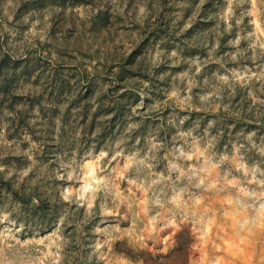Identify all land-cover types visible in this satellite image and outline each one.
I'll return each instance as SVG.
<instances>
[{
    "label": "rangeland",
    "instance_id": "obj_1",
    "mask_svg": "<svg viewBox=\"0 0 264 264\" xmlns=\"http://www.w3.org/2000/svg\"><path fill=\"white\" fill-rule=\"evenodd\" d=\"M0 264H264V0H0Z\"/></svg>",
    "mask_w": 264,
    "mask_h": 264
}]
</instances>
